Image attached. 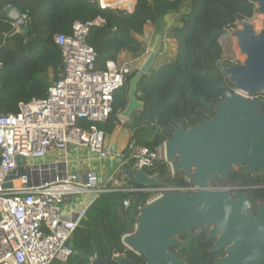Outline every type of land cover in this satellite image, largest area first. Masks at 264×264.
<instances>
[{"label": "trees", "instance_id": "1", "mask_svg": "<svg viewBox=\"0 0 264 264\" xmlns=\"http://www.w3.org/2000/svg\"><path fill=\"white\" fill-rule=\"evenodd\" d=\"M118 1L130 2L102 7L100 0H24L22 10L28 11L30 17L28 37L15 32L7 18L0 19V115L17 112L21 102L47 95L63 71L62 52L55 35L72 34L76 22L88 24L98 18L104 20V24L90 25L87 36L98 55L96 67L101 69L108 60H117L123 51L142 52L139 36L144 34L148 22L156 31H161L166 16L179 15L181 24L171 29L177 43L176 57L141 77L136 96L144 107L125 123L132 137L123 151L128 161L118 176L129 187H141L123 173V169H136L131 144L156 149L176 133L178 123L194 127L215 114L218 101L234 89L222 69L224 65L234 64L224 59L221 38L238 26L241 19L253 18L257 4L255 0ZM13 3L14 0H0V12ZM135 73L115 93L114 110L109 119L98 123L107 134L121 123L119 115L128 105L129 84ZM256 97L264 107V93ZM146 170L150 175L157 174L164 185L189 184L184 173H172L164 159H158ZM227 181L247 189L252 202L264 200V174H247L243 167L232 171ZM150 197L145 191L102 193L75 230L73 243L78 254L66 264L75 261L88 264L90 256L97 255L103 260L118 253H126L129 258L120 263L110 258L107 264H148L145 257L127 249L122 238L135 231ZM126 200L129 205L124 204ZM208 250L204 234L194 235L186 247L191 264H214L217 255Z\"/></svg>", "mask_w": 264, "mask_h": 264}, {"label": "built area", "instance_id": "2", "mask_svg": "<svg viewBox=\"0 0 264 264\" xmlns=\"http://www.w3.org/2000/svg\"><path fill=\"white\" fill-rule=\"evenodd\" d=\"M100 4L106 7L102 0ZM22 18L29 25L28 11H23ZM10 23L15 32H20L18 22ZM99 24L104 20L76 22L72 34H56L63 58L60 78L45 97L21 102L17 112L0 115V264H52L56 260L66 264L77 253L70 244L75 230L102 193L145 191L151 194L150 202L168 193L198 189L187 178L188 185L129 187L118 176L128 161L123 152L119 155L122 165L108 181L94 170L72 172L68 163L58 158L56 152L65 153L71 146L87 147L92 159L116 155L110 152L107 133L98 123L109 119L115 93L140 66L136 59L108 60L104 68L96 67L98 55L87 36L89 26ZM151 51L147 46L143 54L147 57ZM131 148L136 169L153 167L158 159L167 161L165 143L156 149L134 144ZM23 158L25 161L19 164ZM19 168L24 169V175L11 178L12 171ZM212 188L235 193L243 187ZM78 195L82 196L79 201ZM124 204L129 205V201ZM97 259V255L90 256L88 264H95Z\"/></svg>", "mask_w": 264, "mask_h": 264}, {"label": "water", "instance_id": "3", "mask_svg": "<svg viewBox=\"0 0 264 264\" xmlns=\"http://www.w3.org/2000/svg\"><path fill=\"white\" fill-rule=\"evenodd\" d=\"M23 1L14 0L0 12V19L18 22L20 33L28 37L30 27L22 18ZM255 2L257 14H264V0ZM239 23L233 34L246 58L238 65L222 66L234 89L218 101L212 117L189 128L178 123L176 133L165 142V156L172 172L182 171L198 189L168 193L148 202L135 231L122 238L127 249L145 257L148 264H188L187 257L180 258L171 248L185 245L186 241L179 238L181 234L200 235L204 230L206 242L215 240L210 252L224 248L225 254L214 264H264V200L252 202L245 188L235 193L212 188L213 179L227 180L235 166L244 167L247 174H264V107L257 97H247L264 93V19L259 30L251 19L243 18ZM161 47L159 35L130 81L122 118L129 120L143 109L144 103L136 96L137 85L154 68ZM110 152L116 153V145ZM24 161L23 158L19 164ZM24 173L19 168L12 171L11 178ZM123 173L141 186L163 184L157 174L150 175L146 169H123ZM79 255L85 256L83 252ZM110 258L120 263L129 257L126 253L110 254L103 260L98 258L95 264H107Z\"/></svg>", "mask_w": 264, "mask_h": 264}, {"label": "rangeland", "instance_id": "4", "mask_svg": "<svg viewBox=\"0 0 264 264\" xmlns=\"http://www.w3.org/2000/svg\"><path fill=\"white\" fill-rule=\"evenodd\" d=\"M129 2H125V3H129ZM110 5H111V7L117 6L116 3H110ZM119 6H121V5H119ZM128 10H131V9H128ZM170 16L171 17H170V19H168V22L166 20H164V22H165L164 23V28L161 31H156V29H155L156 27L154 26V28L151 29V32L145 33L146 32L145 31L144 34L141 35V37H140L141 39L144 40V39H146L145 34L150 35L151 41L153 42L152 45H151V49H152L153 45H154V42L156 41L157 37L159 35H161L162 38H164V43H165L163 45V50H162L163 53H162V51H160V53L162 55L164 53H165V55L166 54H170L172 48L175 47L173 43H175L176 40L174 39V37L171 34V30L170 29L172 28V26H170V24H169L171 18H174V15H170ZM251 20L254 22L255 26H257L259 20H261V19H260L259 15L256 13L255 16L253 18H251ZM238 26H240V23H239ZM169 27H171V28H169ZM261 27H262V25H261ZM261 27H256V28H257V30H259V29H261ZM148 30H149V28H147V32H148ZM167 35H168V37H167ZM148 37L149 36H147V38ZM173 39H174L175 42L173 41ZM221 43H222L223 49H224L223 56H224L225 60H229L233 64L236 63V62L241 63V62H243L245 60L246 56L241 53L238 41H237L236 37L234 36V34H233V32L231 30L227 31V33L224 35V37L221 38ZM143 44H144V42H143ZM175 45H176V43H175ZM161 49H162V47H161ZM134 57L137 59V62L139 63V64L137 63V65L140 66V64H142L141 62L146 58V55H144L143 51H142V52H139V53L135 54ZM135 113H138V112H135ZM123 120L126 121V122L128 121L125 118H123ZM132 122H134V120ZM136 122H137V120H136ZM136 122H134V124H138ZM120 124H118V126ZM122 128H123V130H124V128H126L128 131L131 132V130L128 128V126L126 124H124V126H122ZM76 150L78 151V154L81 157H84L86 159L90 158L92 156V154L89 152V149L87 147H85V146L78 147V148H74L73 147V152L74 153H76ZM56 154L60 155V153H57V152H56ZM74 161H76V159ZM122 163H123L122 159H120L117 156H113V155L110 154L106 159H102V160L93 159L91 161L90 165L94 168V171L97 172L99 178H102L103 181H108V179L119 169V167L122 165ZM241 169H242L241 166H235L234 167V170H241ZM72 172L78 173L77 168L72 170ZM216 183L217 184H221V185H227V186L233 185L232 183H230L228 181H226V182L224 181L223 183H219V182H216ZM81 199H82V196L78 195L77 201H79ZM77 254H78V252L75 253L74 255H72L70 259H74ZM54 262H55V264L62 263V262H60L58 260H56ZM72 264H77V262L75 261Z\"/></svg>", "mask_w": 264, "mask_h": 264}, {"label": "crops", "instance_id": "5", "mask_svg": "<svg viewBox=\"0 0 264 264\" xmlns=\"http://www.w3.org/2000/svg\"><path fill=\"white\" fill-rule=\"evenodd\" d=\"M170 17L171 16L168 15L165 17L164 20H166L168 22V19H170ZM169 24L172 27L180 25L181 22H180L179 15H174V18H171ZM147 28H149L148 32H147ZM153 28H154V25L151 22L150 23L148 22V24L146 25V28H145L146 32L145 31L144 32L149 33V32H151V29H153ZM169 28H171V27H169ZM147 36H149V37L147 38ZM140 37H141V35L139 36V38ZM145 37H146V39H144V40L140 38L141 41L144 42V44H143L144 50L147 46H151L153 43L151 41L150 35L145 34ZM167 37H168V35H167ZM173 41H174V39H173ZM175 43H173L175 47L172 48L170 54H166V55H165V53L163 55L161 53L158 54L157 59H156L155 64H154V67H158V66L162 65L163 63L170 62L171 60H173L176 57L177 43H176V45H175ZM164 44H165L164 38H162V49H161V51L163 50ZM162 53H163V51H162ZM134 55H135L134 53H130L128 51H123L122 53L119 54L117 60L118 61L135 60L136 58L134 57ZM143 61L141 63H143ZM119 119L121 121V124L116 127V129L113 131V133L107 134V145L109 146V148H111L112 145H116V153H115L116 155H114V156H117V157H119V155L122 154L124 149L127 148V146L130 144L131 137H132V133L130 131H128L126 128H124V130H123V128H122V126H124L126 121H123V118L121 116H119ZM57 156H58V158L63 159L68 163V168L70 171L77 168V171L79 174H84L87 171L94 170V168L90 165V163L93 159L92 158L86 159L84 157H81L78 154L77 150H76V153H74L72 146L65 153H61L60 155H57ZM75 159H76V161H74ZM52 264H55V262H52Z\"/></svg>", "mask_w": 264, "mask_h": 264}, {"label": "flooded vegetation", "instance_id": "6", "mask_svg": "<svg viewBox=\"0 0 264 264\" xmlns=\"http://www.w3.org/2000/svg\"><path fill=\"white\" fill-rule=\"evenodd\" d=\"M226 182L227 180H221V179H219L218 177L217 178H215V179H213L212 180V185L214 186H227V185H221V184H217L216 182H219V183H223V182ZM229 186H231V185H229ZM241 187V186H240ZM236 192V191H235ZM197 233H194V234H192V235H187V234H181L180 236H179V238L181 239V240H184V241H186V243H185V245L182 247V246H174V247H172L171 248V250L177 255V256H179L180 258H185V257H187V263L188 264H191V262H190V255L188 254V253H186V247L188 246V244L190 243V240H191V238L194 236V235H196ZM202 234H204V244H208L209 245V250H208V252L209 253H211V254H216L217 256L213 259V263H214V260L216 259V258H218V257H220V256H222V255H224L225 254V252H224V248H222L220 251H218V252H210V249L213 247V245H214V241L215 240H210V241H208V242H206L205 241V239H206V237H207V231L206 230H204L203 232H202ZM202 234H200V235H202ZM197 235H199V234H197Z\"/></svg>", "mask_w": 264, "mask_h": 264}, {"label": "bare ground", "instance_id": "7", "mask_svg": "<svg viewBox=\"0 0 264 264\" xmlns=\"http://www.w3.org/2000/svg\"><path fill=\"white\" fill-rule=\"evenodd\" d=\"M105 1H114V2L117 3V6H119L118 4H124V3H125L124 1H118V0H105ZM102 2H103L104 4H106V5H110V3H105L103 0H102ZM110 6H111V5H110ZM259 17H260L261 20H259L258 25L255 26V27H261V25H262V24H261V23H262V20L264 19V14H260ZM256 29H257V28H256Z\"/></svg>", "mask_w": 264, "mask_h": 264}]
</instances>
